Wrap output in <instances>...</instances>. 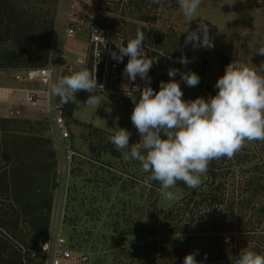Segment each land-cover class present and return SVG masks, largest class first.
I'll return each mask as SVG.
<instances>
[{
    "label": "rangeland",
    "instance_id": "374dc122",
    "mask_svg": "<svg viewBox=\"0 0 264 264\" xmlns=\"http://www.w3.org/2000/svg\"><path fill=\"white\" fill-rule=\"evenodd\" d=\"M9 2L17 8L18 17L34 21L35 25L21 37V50L29 53L47 41L49 20L54 18V37L59 32L64 9L70 8L75 16L87 18L97 25L104 23L106 27H100L115 44L124 42L126 45V40L134 37L138 28L143 30L146 56L158 60L149 72L154 90H159L161 80L171 79L167 75L170 67L192 70L200 76V83L195 87H188L180 81L179 75L174 78L180 81L185 100L214 96L217 79L233 60L257 67L264 63V56L254 54L249 47L264 46V0H202L190 25L177 0H159L158 4L152 0ZM11 21L14 23L15 19ZM198 24H208L214 48L194 50L191 44L185 46V30L188 27L195 30ZM246 30L250 33L247 38L241 35ZM63 39L62 34L61 44ZM86 40V34L76 40L69 39L67 52H72L74 46L84 48ZM16 45L14 41L9 43L11 48ZM182 54L191 61L186 67L176 62ZM51 56L52 51L46 67H52ZM124 60L121 67H125L128 57ZM42 63L41 57L27 54L23 61L27 67L21 70L39 69ZM21 70L0 69V87L19 85L14 76ZM96 94L103 101L96 110L84 104L89 95L85 91L76 94V103L63 104L70 132L68 147L76 154L69 164L44 117L40 121L0 116V119L10 120L0 124V232L6 236L11 234L19 241V252L26 264L30 259L43 264L32 259L30 254L40 250L54 229H60L72 251L87 255L89 264H143L141 261L148 254L156 256L157 263L173 264L175 258H170V250L172 244L174 248L179 247L177 234L170 229L149 237L138 234L142 226L162 223L163 212L184 206L191 188L178 182L173 191L179 198L168 202L162 198L158 182L145 184L147 174L141 171L139 162L125 160L123 152L116 150L109 141L117 123L132 133L129 144L139 141L137 129L130 119L134 107L130 96L133 95L98 91ZM260 144L264 142H249L241 150L250 155L247 173H253V176L256 175L255 166L262 164L264 168V146L259 149ZM241 171L237 168L236 174ZM259 176L261 174L256 177ZM205 181L206 174L202 176L201 185ZM151 211H155L157 217H150ZM210 214L207 211L206 217ZM18 215L19 223H13Z\"/></svg>",
    "mask_w": 264,
    "mask_h": 264
},
{
    "label": "clouds",
    "instance_id": "9594fccd",
    "mask_svg": "<svg viewBox=\"0 0 264 264\" xmlns=\"http://www.w3.org/2000/svg\"><path fill=\"white\" fill-rule=\"evenodd\" d=\"M152 2L158 4L159 0ZM177 4L190 25L202 0H177ZM184 33H187L185 46L191 44L194 50L215 47L208 24H198L195 30L188 27ZM241 35L247 38L250 33L246 30ZM126 42V45L115 44L116 50L110 56L118 63L128 57L123 75L132 83L137 77L144 81L137 90L138 98L130 96L134 105L130 119L140 139L129 144L132 133L117 123L109 141L123 152L125 160L139 162L141 171L147 174L145 184L159 183L165 201L179 198L173 191L178 182L198 188L212 160L231 159L247 143L264 142V63L257 67L233 60L217 79L214 96L185 100L180 81L188 87L197 86L200 76L196 72L170 67L167 75L171 79L161 80L159 90H154L149 72L158 60L146 56L144 31L138 28L135 36ZM249 47L254 54L264 56V46ZM176 62L186 67L191 61L182 54ZM177 75L180 81L174 79ZM98 86L103 87L97 82L96 72L82 68L52 80L50 95L58 97L63 104L76 103V94L85 91L89 95L84 104L96 110L103 102L96 94ZM198 253L196 250L187 254L182 264H205L207 253L199 261ZM233 264H264V253L242 249L233 258Z\"/></svg>",
    "mask_w": 264,
    "mask_h": 264
},
{
    "label": "trees",
    "instance_id": "16d2710c",
    "mask_svg": "<svg viewBox=\"0 0 264 264\" xmlns=\"http://www.w3.org/2000/svg\"><path fill=\"white\" fill-rule=\"evenodd\" d=\"M9 1L0 0V69L26 68L23 61L27 54L41 57L43 61L41 68L46 67L53 49L54 18L49 20L50 28L45 36L47 41L31 49L30 53L21 50V37L35 24L32 19L24 21L25 18L21 19L23 16L18 17L20 14L17 8L10 6ZM12 19H15L14 23ZM99 26L106 27L104 23H99ZM11 41L17 43L14 46L16 48L9 46ZM153 67L154 64L151 71ZM9 121L0 119V124ZM258 146L261 149L264 144ZM249 157V154L241 151L231 159L212 160L206 172V181L198 188L190 189L191 193L184 200V206L180 205L163 212L162 223L160 221L149 227L142 226L138 235L149 237L163 229H170L173 234H177L179 247L174 248L172 244L170 250V258L178 259L176 262L174 260L173 264H182L184 257L196 250H199L196 256L198 261L203 260L207 253L205 264H233V258L245 248L264 253V168L259 164L255 166L256 175L247 173ZM233 162H235L234 166H232ZM237 168L242 171L236 174ZM257 173L261 176L256 177ZM207 211L211 213L210 218L206 217ZM155 214V211H151L148 215L157 217ZM19 220L20 215L13 223L17 224ZM3 226L5 227L6 224ZM148 228L151 229L146 231ZM175 241L177 239H174ZM145 245H148L146 241ZM19 246H21L19 241L11 234L6 236L0 232V264H26V260L19 252ZM127 252L133 254L132 251ZM145 258L141 263L160 264L157 263V257L152 254L146 255ZM28 262L39 264L31 259Z\"/></svg>",
    "mask_w": 264,
    "mask_h": 264
},
{
    "label": "built area",
    "instance_id": "2783aa9c",
    "mask_svg": "<svg viewBox=\"0 0 264 264\" xmlns=\"http://www.w3.org/2000/svg\"><path fill=\"white\" fill-rule=\"evenodd\" d=\"M62 34L64 39L61 44ZM84 34L87 35V45L84 48L74 46L73 49L71 48L72 52L68 53L67 41L69 39L76 40ZM60 46L61 53L59 54ZM113 50H116L115 43L109 41L104 28L87 18L75 16L70 8L64 9L59 32L53 41L52 67L25 69L15 74L16 81L20 83L40 84L47 88L41 91L27 89L25 104L42 111L44 121L51 125L55 143L60 150H63L68 164L73 161L76 154L68 147L70 132L65 118L64 105L58 97L50 95V82L86 68L93 74L96 72L98 84L103 85V87L98 86L99 93L128 94L138 97L137 90L142 87V81L137 79L132 83L126 79L123 75L124 66L121 67L122 63L111 59L110 52ZM3 96L0 97L5 100ZM11 113L18 116L21 114V110L15 109ZM30 257L42 261L43 264H89L90 262L87 255L75 253L69 248L67 240L60 234V229H54L51 236L43 242L40 250L31 253Z\"/></svg>",
    "mask_w": 264,
    "mask_h": 264
},
{
    "label": "crops",
    "instance_id": "0c3cea01",
    "mask_svg": "<svg viewBox=\"0 0 264 264\" xmlns=\"http://www.w3.org/2000/svg\"><path fill=\"white\" fill-rule=\"evenodd\" d=\"M15 79V76H14ZM16 80V79H15ZM19 85H13L10 87L1 86L0 96H3L5 100L0 97V116L3 118L11 119H39L43 121V113L38 108H31L25 104V97L27 89H35L37 91L44 90L40 84H25L16 82ZM43 88V89H42ZM24 99V101H23ZM20 109L21 114L16 116L12 114V110Z\"/></svg>",
    "mask_w": 264,
    "mask_h": 264
}]
</instances>
